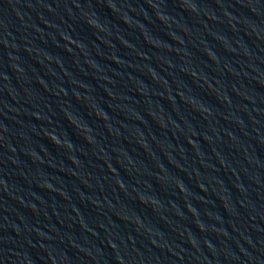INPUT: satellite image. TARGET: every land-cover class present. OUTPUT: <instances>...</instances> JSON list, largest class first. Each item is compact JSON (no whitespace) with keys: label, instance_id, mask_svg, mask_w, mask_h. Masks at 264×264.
<instances>
[{"label":"water","instance_id":"obj_1","mask_svg":"<svg viewBox=\"0 0 264 264\" xmlns=\"http://www.w3.org/2000/svg\"><path fill=\"white\" fill-rule=\"evenodd\" d=\"M0 264H264V0H0Z\"/></svg>","mask_w":264,"mask_h":264}]
</instances>
